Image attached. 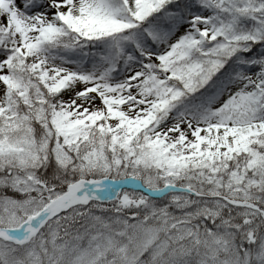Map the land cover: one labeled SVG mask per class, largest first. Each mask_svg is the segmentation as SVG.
I'll return each instance as SVG.
<instances>
[{
  "label": "snow or ice",
  "instance_id": "6c2138e0",
  "mask_svg": "<svg viewBox=\"0 0 264 264\" xmlns=\"http://www.w3.org/2000/svg\"><path fill=\"white\" fill-rule=\"evenodd\" d=\"M0 264H264V0H0Z\"/></svg>",
  "mask_w": 264,
  "mask_h": 264
}]
</instances>
